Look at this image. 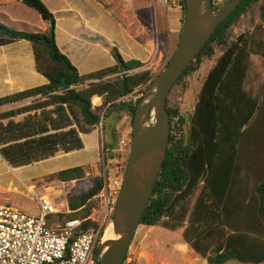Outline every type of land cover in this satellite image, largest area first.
<instances>
[{
	"label": "trees",
	"instance_id": "trees-1",
	"mask_svg": "<svg viewBox=\"0 0 264 264\" xmlns=\"http://www.w3.org/2000/svg\"><path fill=\"white\" fill-rule=\"evenodd\" d=\"M18 1L36 12L47 27L26 32L0 23V42H28L35 71L47 83L1 97L0 121L61 104L76 107L88 127L98 126L107 109L116 106L126 109L131 122L139 99L121 98L142 86L145 91L153 81L151 72L139 71L141 62L124 61L112 47L113 66L80 75L56 46L54 15L41 0ZM180 5L184 16L185 0ZM255 9L259 22L233 36V28ZM215 48L220 55L201 84L185 132V120L172 95L184 90L185 78L204 59H211ZM253 58L264 63V0L241 2L217 27L166 99L168 148L140 226L181 230L182 241L207 264L264 263V84L251 81ZM95 96L101 99L98 106L91 103ZM27 100L32 101L15 106ZM89 169L75 167L43 177L75 184L67 196L68 213L48 217L49 223L86 219L100 208L104 178L102 172L90 176ZM96 228L90 221L83 226L84 231Z\"/></svg>",
	"mask_w": 264,
	"mask_h": 264
},
{
	"label": "crops",
	"instance_id": "crops-1",
	"mask_svg": "<svg viewBox=\"0 0 264 264\" xmlns=\"http://www.w3.org/2000/svg\"><path fill=\"white\" fill-rule=\"evenodd\" d=\"M41 1L55 17L56 46L80 75L115 64L111 48L116 41L112 38L113 35H109L100 25V21L104 11L110 16L116 13L106 11L100 0H83L77 4L74 0ZM22 6L23 4L18 0H0V23L5 24L2 20L5 19L13 25L11 27L19 31H25L24 27L33 26L23 17L25 9ZM179 7L181 9L180 3ZM130 8L136 9L131 0H125L121 15L130 13L132 11ZM115 21L119 26L120 22ZM46 26L47 24L41 21L37 29L44 31ZM134 26L135 22L132 21L129 22V31L121 27L122 40L127 44L115 48L120 51L124 61L137 60L146 69L153 48L144 40L141 29L132 33ZM46 83L47 80L35 71L28 42L23 40L0 42V98ZM32 100L15 106L29 104ZM91 103L93 106H98L101 104V99L95 96L91 99ZM104 121L106 146H108L106 150L114 151L115 147L117 148L111 138L114 132L118 135L116 136L118 141L125 142L124 145H118L119 148H124L126 151L132 131L126 109L121 106L108 108ZM103 142L102 139L101 143L97 127H88L82 123L76 107L61 104L48 106L0 121V169L7 175L13 173L14 177L27 188L25 181L28 179L43 178L75 167L88 166L94 169L101 160ZM1 152L5 156H2ZM32 169L35 170L34 174H28ZM9 188L16 190L12 179L5 188L0 186V190ZM177 247L193 252L183 243H178ZM231 262L236 261L225 264H234ZM201 264L207 263L203 260Z\"/></svg>",
	"mask_w": 264,
	"mask_h": 264
},
{
	"label": "rangeland",
	"instance_id": "rangeland-1",
	"mask_svg": "<svg viewBox=\"0 0 264 264\" xmlns=\"http://www.w3.org/2000/svg\"><path fill=\"white\" fill-rule=\"evenodd\" d=\"M81 1L83 0H74L75 4ZM212 1L215 5L218 4L220 6L229 0ZM100 2H102L103 8L106 11L117 14L110 16L108 15L109 13L103 10L104 13L102 16V20L100 21V25L109 35H113L112 38L116 41V44H114L113 47L120 48L127 44L126 41L122 40L121 27H124L123 29L129 31V22L134 21L135 26L132 29V33L136 32L137 29H141L144 40L147 44L151 45L153 51L151 55L152 57L147 63L148 68L145 69L142 66L138 70H149L154 79V77L168 63L175 44L178 40L184 20L183 13L179 7V3L181 2V0H131L136 9L133 10L130 8L132 11L125 16L121 15L125 0H100ZM163 2L166 3L165 6H163ZM54 4H56V1H54ZM54 4L52 5L54 6ZM22 7L23 9H25L23 10V17L28 20L30 25H33L24 27L26 28L25 31L39 32L37 28H39L40 22L43 20L36 12L26 8L24 5ZM25 11H27V13ZM50 12L53 14L52 11ZM114 19L120 22L119 26L116 24V21ZM2 20L4 21L6 26L13 28L11 27L13 25H10L8 21H6L5 19ZM257 22H259V17L258 12L255 9V11L251 15H245L240 24L233 28V36H236L242 31L247 30L252 23L255 24ZM98 27L100 26L98 25ZM125 50H127V48H125ZM219 55L220 51L215 48L213 57L211 59H204L200 63V65L197 66L196 69L185 78L184 90L181 92L180 89H177L172 95V99L174 100L175 105L178 106L179 114L185 120V132L190 125V118L201 84ZM251 61V81L257 86H262L264 84V63L257 58H253L251 59ZM143 93H140V98L142 97ZM104 119L105 117L103 118L102 122H100L99 125L96 126L99 129V137L101 139V143L102 139L104 140L103 149L101 150L103 154L99 162V172L97 166L92 170L89 169L88 174L90 176H95L98 175V173L102 172L101 174L103 176V174L106 173L107 184H110L114 178L120 177L123 167L128 161L130 144L127 147L126 151L124 148L120 149L118 145H121L120 143L122 140L118 141V137L116 139V136L118 135L114 134L113 132L111 138L113 144L116 145L117 148L115 147L114 151L106 150L108 146H106L107 136L105 134ZM1 154L2 156H5L4 153L1 152ZM34 171L35 170L32 169L28 172V174H34ZM12 175L13 173L7 175L3 170L0 169V186L5 188L6 185H8V182L12 179L14 182V187L16 189L14 190L9 188L7 190H0V205L9 204L17 209H20L21 211H25L31 215H36L38 213V205L35 199L36 196L46 197L59 213L68 210L67 196L69 192L73 190V187L75 185L74 183H61L55 180L49 181L44 178H36L28 179L27 181H25V185H28V187L26 188L14 177V175ZM106 190L107 191L105 193L104 191H102L99 195L100 208L97 210H93L90 214V217L96 223H100L104 218L105 202H107L106 198L114 200L113 202L115 204L116 195L112 193V188L110 189L107 187ZM194 198L195 197L193 196L190 199V206L193 203ZM113 207L114 205L112 206V208ZM109 218L110 214H108L106 218H104L102 226L103 235L109 225ZM178 243L185 244L181 238V230L172 232L158 226H139L129 248L125 264H201L204 259L202 260V258L195 255L194 252H189L185 248H178ZM231 263L240 264L237 262Z\"/></svg>",
	"mask_w": 264,
	"mask_h": 264
},
{
	"label": "water",
	"instance_id": "water-1",
	"mask_svg": "<svg viewBox=\"0 0 264 264\" xmlns=\"http://www.w3.org/2000/svg\"><path fill=\"white\" fill-rule=\"evenodd\" d=\"M242 1L229 0L214 9L212 0H185L184 20L171 57L135 105L128 161L109 218L113 238L103 242L102 234L97 264H124L168 148L170 90Z\"/></svg>",
	"mask_w": 264,
	"mask_h": 264
},
{
	"label": "built area",
	"instance_id": "built-area-1",
	"mask_svg": "<svg viewBox=\"0 0 264 264\" xmlns=\"http://www.w3.org/2000/svg\"><path fill=\"white\" fill-rule=\"evenodd\" d=\"M165 6V2L162 3ZM144 87H139L121 101L136 102ZM101 116L100 122H102ZM121 141V145H124ZM104 178V193L112 188L117 194L121 175L110 184ZM38 213L31 215L10 205H0V264H97V248L102 239L103 221L112 212L114 200L107 199L104 218L96 223L90 216L86 219H72L60 223L48 222V217L59 214L46 197H36ZM111 200V201H109ZM97 224L95 230H83L84 223ZM127 259V257H126ZM126 261V260H125ZM125 264V262H124Z\"/></svg>",
	"mask_w": 264,
	"mask_h": 264
},
{
	"label": "bare ground",
	"instance_id": "bare-ground-1",
	"mask_svg": "<svg viewBox=\"0 0 264 264\" xmlns=\"http://www.w3.org/2000/svg\"><path fill=\"white\" fill-rule=\"evenodd\" d=\"M112 238H113V236L111 233V226H108L107 229L105 230L104 235H103V242L106 240L112 239Z\"/></svg>",
	"mask_w": 264,
	"mask_h": 264
}]
</instances>
